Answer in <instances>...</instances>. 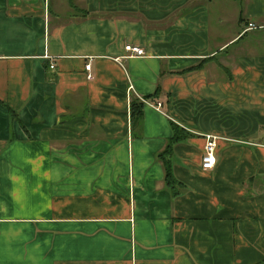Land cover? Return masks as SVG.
<instances>
[{
  "label": "crops",
  "instance_id": "0c3cea01",
  "mask_svg": "<svg viewBox=\"0 0 264 264\" xmlns=\"http://www.w3.org/2000/svg\"><path fill=\"white\" fill-rule=\"evenodd\" d=\"M254 29L264 0H0V264H264Z\"/></svg>",
  "mask_w": 264,
  "mask_h": 264
},
{
  "label": "built area",
  "instance_id": "2783aa9c",
  "mask_svg": "<svg viewBox=\"0 0 264 264\" xmlns=\"http://www.w3.org/2000/svg\"><path fill=\"white\" fill-rule=\"evenodd\" d=\"M248 27H254L251 24H248ZM124 50L128 52L127 55H124V57L128 56H140L143 54V50L140 47L132 46V45H124ZM51 67V65H50ZM84 69L87 71L86 77L89 79L91 78V74L88 73L90 64L89 62H86L84 64ZM156 107L159 106V103L155 104ZM216 136L213 135H205L204 136V144L202 147V154L200 157V167L202 169H211L214 165V149L216 144Z\"/></svg>",
  "mask_w": 264,
  "mask_h": 264
},
{
  "label": "trees",
  "instance_id": "16d2710c",
  "mask_svg": "<svg viewBox=\"0 0 264 264\" xmlns=\"http://www.w3.org/2000/svg\"><path fill=\"white\" fill-rule=\"evenodd\" d=\"M129 106H130V122L132 125L138 124L139 120L141 118V103L138 102L137 99L131 98L129 101ZM9 115L12 116L13 113L10 111ZM172 131L173 132L176 131V128L174 127V125H172ZM174 140H175L174 137L170 138L169 142L166 145V149L164 150L166 153L169 152L170 143ZM163 164H164V170H165L166 185L171 187V185L173 183V179H172L171 174H170V168H169L168 160H164Z\"/></svg>",
  "mask_w": 264,
  "mask_h": 264
},
{
  "label": "rangeland",
  "instance_id": "374dc122",
  "mask_svg": "<svg viewBox=\"0 0 264 264\" xmlns=\"http://www.w3.org/2000/svg\"><path fill=\"white\" fill-rule=\"evenodd\" d=\"M252 32H258V33H262L261 37L259 36L257 38V42L258 43H261V44H264V29H261V30H256L254 29ZM249 39L248 38H244L243 41L241 43H245V42H248Z\"/></svg>",
  "mask_w": 264,
  "mask_h": 264
}]
</instances>
